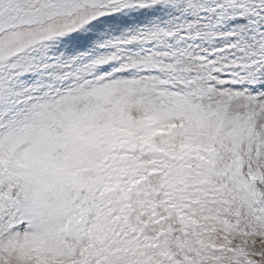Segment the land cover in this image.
I'll use <instances>...</instances> for the list:
<instances>
[{
    "label": "snow or ice",
    "instance_id": "6c2138e0",
    "mask_svg": "<svg viewBox=\"0 0 264 264\" xmlns=\"http://www.w3.org/2000/svg\"><path fill=\"white\" fill-rule=\"evenodd\" d=\"M0 264H264V0H0Z\"/></svg>",
    "mask_w": 264,
    "mask_h": 264
}]
</instances>
